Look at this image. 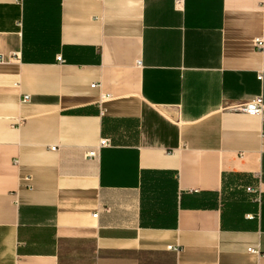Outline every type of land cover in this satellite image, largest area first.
<instances>
[{"label": "crops", "instance_id": "1", "mask_svg": "<svg viewBox=\"0 0 264 264\" xmlns=\"http://www.w3.org/2000/svg\"><path fill=\"white\" fill-rule=\"evenodd\" d=\"M262 35L264 0H0V264H264V120L228 108Z\"/></svg>", "mask_w": 264, "mask_h": 264}, {"label": "built area", "instance_id": "2", "mask_svg": "<svg viewBox=\"0 0 264 264\" xmlns=\"http://www.w3.org/2000/svg\"><path fill=\"white\" fill-rule=\"evenodd\" d=\"M254 43V47L257 50H263L264 49V35L262 36H258L256 37V39H254L253 41ZM3 57L2 55H0V62L2 61ZM59 59L61 60V57H59ZM264 76L263 74H259V79H262ZM95 87V85H93ZM23 100L24 102L29 101L30 100V95H24L23 96ZM228 108L232 111H236V112H245L248 114H252V115H259L263 118L264 120V95L263 94H258V95H253L251 98H249L248 100L244 101V102H236L233 103L231 105L228 106ZM264 136V133H263ZM110 144V140L107 138H103L100 143L94 147L93 149H90V151H88L86 153V157L87 158H97L99 156V151L102 147L107 146ZM56 146H52V149L55 150ZM15 163H17V160H15ZM250 191L252 192H257V190L253 189V188H248ZM108 208H105V210ZM94 217H97L99 214V211L93 213ZM170 249L172 250H179V246H169ZM250 251H254L252 250V248L250 249ZM259 250H257L258 252ZM264 256V254H262Z\"/></svg>", "mask_w": 264, "mask_h": 264}]
</instances>
